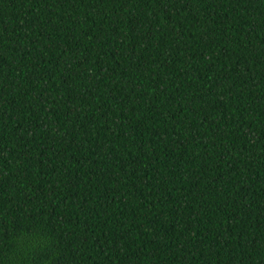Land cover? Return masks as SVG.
Returning a JSON list of instances; mask_svg holds the SVG:
<instances>
[{"label": "trees", "instance_id": "trees-1", "mask_svg": "<svg viewBox=\"0 0 264 264\" xmlns=\"http://www.w3.org/2000/svg\"><path fill=\"white\" fill-rule=\"evenodd\" d=\"M0 264H264V0H0Z\"/></svg>", "mask_w": 264, "mask_h": 264}]
</instances>
